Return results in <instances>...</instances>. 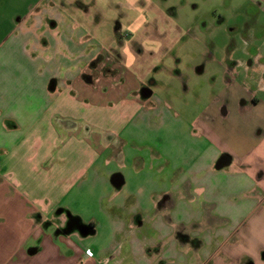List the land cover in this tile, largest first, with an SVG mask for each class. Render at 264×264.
I'll use <instances>...</instances> for the list:
<instances>
[{
	"label": "crops",
	"instance_id": "crops-1",
	"mask_svg": "<svg viewBox=\"0 0 264 264\" xmlns=\"http://www.w3.org/2000/svg\"><path fill=\"white\" fill-rule=\"evenodd\" d=\"M24 4L0 34V197L19 217L16 264H264L260 52L225 71L245 74L237 104L190 122L81 29L33 12L42 0H0V13Z\"/></svg>",
	"mask_w": 264,
	"mask_h": 264
},
{
	"label": "rangeland",
	"instance_id": "rangeland-1",
	"mask_svg": "<svg viewBox=\"0 0 264 264\" xmlns=\"http://www.w3.org/2000/svg\"><path fill=\"white\" fill-rule=\"evenodd\" d=\"M28 11L26 4L2 11L0 34L11 33ZM33 12L56 20L60 31L65 27L58 19L81 29L90 48L101 47L190 122L218 102L228 101L229 110L237 104L234 88L246 83L245 74L239 69L225 74L235 59L248 65L247 53L259 51L264 63V0H42ZM7 17L12 21L3 24ZM3 202L0 197V264H16L19 217ZM79 225L70 222L66 229L82 234ZM66 229L50 235L59 247Z\"/></svg>",
	"mask_w": 264,
	"mask_h": 264
},
{
	"label": "water",
	"instance_id": "water-1",
	"mask_svg": "<svg viewBox=\"0 0 264 264\" xmlns=\"http://www.w3.org/2000/svg\"><path fill=\"white\" fill-rule=\"evenodd\" d=\"M51 89L53 90V87H51ZM112 184L115 188H120L122 187V185L124 184V178L122 175H115L112 178Z\"/></svg>",
	"mask_w": 264,
	"mask_h": 264
}]
</instances>
